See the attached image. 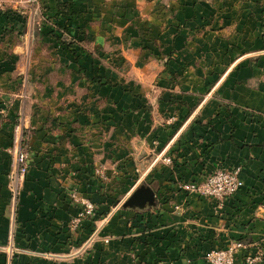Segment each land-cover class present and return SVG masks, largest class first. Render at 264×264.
Instances as JSON below:
<instances>
[{"label":"crops","instance_id":"1","mask_svg":"<svg viewBox=\"0 0 264 264\" xmlns=\"http://www.w3.org/2000/svg\"><path fill=\"white\" fill-rule=\"evenodd\" d=\"M159 1L86 3L71 48L31 20L8 34L0 17V102L33 112L0 108V264H209L238 241L234 264L259 250L264 264L263 22L232 0ZM22 116L31 160L14 209L7 148ZM149 165L156 205L120 208ZM222 167L243 182L223 203L179 187ZM73 192L99 212L78 234Z\"/></svg>","mask_w":264,"mask_h":264},{"label":"rangeland","instance_id":"2","mask_svg":"<svg viewBox=\"0 0 264 264\" xmlns=\"http://www.w3.org/2000/svg\"><path fill=\"white\" fill-rule=\"evenodd\" d=\"M91 1L94 3V0H37V2H34V0H0V3H1L0 17H2V19H4L3 27L7 29L6 32H8V34H10V32L15 31L17 29V24H18V29L20 30L22 25H24V24L26 25V23L29 20H31V22H32L31 28L34 30L38 29L39 26H40V29H41V27L43 29V25L46 26L47 28H51V27L54 28V27H56V25L59 24V25H61L60 28L57 29V30H59V33H64L63 35H65V39L73 40V45H77L78 41H79V39L77 38L78 35H76V32H74V33L72 32V31H75L74 30L75 27L71 23V25L69 26V29L64 30L65 18H64V16H62L60 14V12H58V10L60 9L63 12L72 10L73 11L72 15H74L77 12L82 14L83 13L82 9H84L83 6H85L86 3H90ZM99 1L105 2L106 0H99ZM64 3H66V4L70 3V6L69 5L65 6ZM158 6H160V9L161 8L164 9V8H166L167 4L164 1L161 3V0H160L158 2ZM229 7H231L230 13L238 14V15L243 13L245 16L246 15L249 16V18L254 17L255 19L257 18V19L261 20L263 22L262 24L264 25V0H232L231 6L229 5ZM29 28L30 27H28V29ZM76 61L79 63V60H76ZM75 72L78 74V76L86 75V73H87L86 69H84L79 64H77V68H76ZM20 77L21 76L17 75L16 72H14V74L11 76V79H15V78L20 79ZM91 77L95 78V79L98 78L95 74H92L90 76V78ZM8 88L10 89L9 96L12 97L11 92L20 91L22 86L20 84L18 85L15 83L13 86H9ZM1 104L3 105V107L1 106ZM21 104L22 103L14 102L11 100H9L7 102L3 101V102H0V108L2 107L5 110L2 113H33L32 111H30V112L26 111V104L27 103H24L23 109H21V106H20ZM28 105L31 107V110H33V111H35V107H36V110L38 108V106H36V101L30 102V103H28ZM64 109H65V107H64ZM62 112H64V111L62 108H60V109H55L52 113H62ZM18 127H20V128L22 127V130H23V144L29 153V156H28L29 167H30V160H31L30 147H29L30 133H29L28 129H26V126H25V117L22 116L20 119L16 120L13 124L12 139H11V143H10L9 147L7 148V152L10 156V168L8 170V173H7V175H8V188L10 191V203L12 205L14 204V209L18 207L20 195H21V192L23 190L24 182H25L27 174H28V172H27V174L25 175V178L22 182V185L20 187L19 194L14 200L13 199V192L11 191L10 181H11V175H12V171H13V142H14L15 135H16V129ZM29 167H28V170H29ZM150 167L152 168V166L149 165L148 167L143 169L144 171H142L141 175L139 177H137V179H136L137 182L135 184V187L131 191H129L127 195L125 194L126 196L123 197V199L120 201V203H119L120 208H123L122 204H123L124 200L127 199V197L140 184L145 182L144 181L145 176L143 173L145 171H147ZM97 173L99 175H102V169L101 168L97 169ZM74 193L75 192H73L71 194V200L73 201L74 204H77L79 206V209H80V204L75 202L74 199L72 198V195ZM75 194L79 197L85 198V196H81L78 193H75ZM110 211L111 210H109V211L105 212L103 215H101V216H103L102 218H104L105 220L110 218V214H111ZM97 212H98V208H97Z\"/></svg>","mask_w":264,"mask_h":264},{"label":"built area","instance_id":"3","mask_svg":"<svg viewBox=\"0 0 264 264\" xmlns=\"http://www.w3.org/2000/svg\"><path fill=\"white\" fill-rule=\"evenodd\" d=\"M34 2H37V0H34ZM28 156L29 153L23 144L22 127H18L13 142V171L10 181L14 200L18 196L22 182L28 172ZM240 173L241 167H222L208 174L203 180L183 181L180 183L179 187L186 192L197 193L201 196L213 198L219 203H223L242 187L243 182ZM72 198L75 202L80 204V209L70 220L69 230L74 234H78L84 221L96 216L97 208L87 197H79L74 193ZM244 247L245 245L238 241L231 243L226 247L210 249L206 253V260L209 264H234L238 250L243 249ZM262 254L263 253L260 250L253 254L248 253L245 257V264H257L258 262H261ZM9 264L13 263L10 262Z\"/></svg>","mask_w":264,"mask_h":264},{"label":"water","instance_id":"4","mask_svg":"<svg viewBox=\"0 0 264 264\" xmlns=\"http://www.w3.org/2000/svg\"><path fill=\"white\" fill-rule=\"evenodd\" d=\"M156 205V195L154 189L146 183L140 184L128 197L124 200L122 206L125 209L146 210Z\"/></svg>","mask_w":264,"mask_h":264},{"label":"trees","instance_id":"5","mask_svg":"<svg viewBox=\"0 0 264 264\" xmlns=\"http://www.w3.org/2000/svg\"><path fill=\"white\" fill-rule=\"evenodd\" d=\"M64 5L65 6H70V3L68 4H66V3H64ZM58 12H60V14L62 15V16H64V18H65V21H64V30H68L69 29V26L71 25V23H72V19H73V11L72 10H70V11H65V12H63V11H61L60 9L58 10ZM60 26L61 25H56V27H51V28H47L46 26H44L43 25V29L44 30H46V32H42L41 34L42 35H45V34H53V35H55V36H57L59 39H62L70 48L72 47V45H73V40H68V39H65V35H63L64 33H59V30H57V29H59L60 28ZM42 29V30H43ZM74 51H76V50H74ZM76 53V52H75ZM76 55V54H75ZM76 60H79V56L78 55H76ZM97 215H99V212H97Z\"/></svg>","mask_w":264,"mask_h":264}]
</instances>
